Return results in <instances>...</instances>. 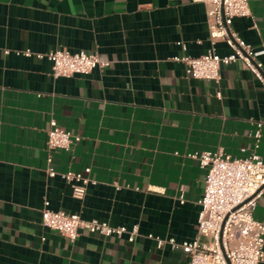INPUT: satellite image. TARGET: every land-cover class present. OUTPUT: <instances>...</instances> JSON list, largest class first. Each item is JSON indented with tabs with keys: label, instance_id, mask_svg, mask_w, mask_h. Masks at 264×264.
Wrapping results in <instances>:
<instances>
[{
	"label": "crops",
	"instance_id": "obj_1",
	"mask_svg": "<svg viewBox=\"0 0 264 264\" xmlns=\"http://www.w3.org/2000/svg\"><path fill=\"white\" fill-rule=\"evenodd\" d=\"M248 2L251 17L234 18L231 29L259 51L264 0ZM209 47L202 3L0 0V264H188L180 248L148 237L196 235L205 170L186 154H249L264 120V89L240 62L221 66L215 82L186 76L172 59ZM26 49L95 52L109 65L54 77L46 58L16 53ZM215 49L229 51L221 41ZM50 118L80 136L69 151L47 149ZM261 133L256 153L264 158ZM85 167L94 183L76 199L60 173ZM45 200L82 219L137 224L138 235L128 242L79 230L70 242L42 226ZM253 217L264 220V196Z\"/></svg>",
	"mask_w": 264,
	"mask_h": 264
},
{
	"label": "built area",
	"instance_id": "obj_2",
	"mask_svg": "<svg viewBox=\"0 0 264 264\" xmlns=\"http://www.w3.org/2000/svg\"><path fill=\"white\" fill-rule=\"evenodd\" d=\"M187 1L204 4L210 47L196 57L183 55L172 58L184 64L185 75L219 82L221 66L240 62L264 89V61L259 58L264 54V49L254 50L231 29L234 18L251 17L248 0ZM220 41L229 47L227 53L216 52L215 45ZM16 53L34 55L36 59L46 58L51 63L54 77L88 74L94 68L109 65L97 53L83 50L70 52L67 49H55L33 53L26 49ZM216 95L220 97V91ZM262 129L264 120H258L252 134V152L243 156H232L222 147L186 154L187 157L196 159L205 170L203 195L197 201L199 211L196 235L193 239L182 242H177L174 238L163 239L148 235L155 240L158 248L165 243L171 249L180 248L188 255V264H259L264 260V220L253 217L257 202L264 196V158L256 153ZM46 135L48 150L69 151L81 139L78 134L61 128L54 118L49 119ZM240 151L245 153L246 149L241 148ZM50 163L51 158L48 157L45 172L48 177H54L58 173ZM89 172L90 167H85L81 171L67 170L60 173L70 185L72 197L82 199L87 186L94 183L88 176ZM180 201H184L182 196ZM48 205L49 202L45 200L41 210L42 226L59 232L70 242L76 240L79 230L105 237L126 235L128 242H133L138 235L137 224L130 227L113 226L106 221L82 219L76 213L52 210ZM201 237L205 240H201Z\"/></svg>",
	"mask_w": 264,
	"mask_h": 264
}]
</instances>
